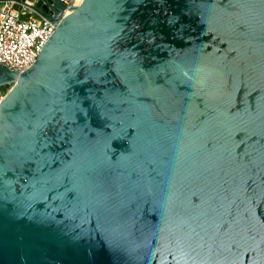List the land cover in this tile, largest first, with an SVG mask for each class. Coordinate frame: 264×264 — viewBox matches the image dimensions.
Instances as JSON below:
<instances>
[{"label":"water","instance_id":"obj_1","mask_svg":"<svg viewBox=\"0 0 264 264\" xmlns=\"http://www.w3.org/2000/svg\"><path fill=\"white\" fill-rule=\"evenodd\" d=\"M10 82L0 264H264V0H75Z\"/></svg>","mask_w":264,"mask_h":264},{"label":"built area","instance_id":"obj_2","mask_svg":"<svg viewBox=\"0 0 264 264\" xmlns=\"http://www.w3.org/2000/svg\"><path fill=\"white\" fill-rule=\"evenodd\" d=\"M57 1L64 5L57 19L59 22L75 0ZM36 2L0 0V67L11 72L29 69L56 28L57 22L53 23L33 9ZM53 16L51 12L50 18ZM13 83H8L5 90L0 88V103Z\"/></svg>","mask_w":264,"mask_h":264}]
</instances>
